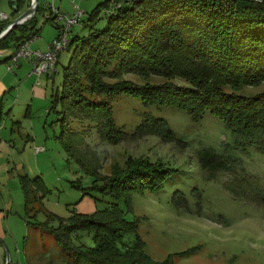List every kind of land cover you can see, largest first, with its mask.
I'll return each instance as SVG.
<instances>
[{
  "label": "rangeland",
  "instance_id": "1",
  "mask_svg": "<svg viewBox=\"0 0 264 264\" xmlns=\"http://www.w3.org/2000/svg\"><path fill=\"white\" fill-rule=\"evenodd\" d=\"M51 1L39 0L35 25L41 36L31 42V50H38L33 43L43 44L56 33L46 20ZM103 1H74L82 14L70 29L69 40L87 34L90 12ZM54 2L62 11L73 8L74 12V5L68 6L71 0ZM26 8L24 4L13 13L8 0L0 1V12L11 20ZM105 11L101 6L98 19H92L97 28L105 26ZM8 42L9 48L0 49L4 54L15 49L14 41ZM73 46L60 52L56 71L48 79L33 73L28 62L10 71L0 63V264L9 260L10 264H69L52 234L32 223L48 221L58 226L60 221L67 223L74 211L90 214L103 208L110 199L94 187L95 175L99 179L110 176L139 159L170 169L160 189L135 188L129 196L131 209L126 218L135 221L136 234L153 259H168L170 264H264V200L259 198L264 196L263 148L245 137L236 141L213 113L193 119L186 110L146 105L140 96L127 93L119 94L112 104L117 127L131 134L146 117H160L175 139L148 132L127 134L113 143L98 134L92 121L79 118L69 120V129L61 133L59 118L64 106L59 101L52 107V93L63 90V71ZM242 91L262 92L264 81ZM36 147L44 150L36 153ZM203 149L233 156L238 164L210 172L199 163ZM21 176L32 180L31 198L36 197L28 204V212ZM240 186L248 188L249 198L236 194L244 190ZM175 190L184 193L186 208L172 204ZM119 205L124 209L123 201ZM134 237L130 233L124 239L130 243ZM74 242L94 245L87 231H80Z\"/></svg>",
  "mask_w": 264,
  "mask_h": 264
},
{
  "label": "trees",
  "instance_id": "2",
  "mask_svg": "<svg viewBox=\"0 0 264 264\" xmlns=\"http://www.w3.org/2000/svg\"><path fill=\"white\" fill-rule=\"evenodd\" d=\"M24 4L25 0H18L12 12ZM101 6H111V10L102 17L105 26L97 28L92 19ZM35 16L13 27L0 40V47H7L10 39L17 46L23 38L36 35ZM89 20L87 34L70 39L68 46H74L64 67L63 90L52 93V107L59 101L64 106L59 118L61 133L69 129V120L79 118L92 121L98 134L113 143L127 134L148 132L175 139L160 117H146L131 134L117 127L112 104L119 94L127 93L140 96L146 105L186 110L193 119L213 113L236 141L245 137L264 152V91H242L264 81V0H104L90 12ZM11 21H0V33ZM199 163L215 172L238 161L203 149ZM169 173L161 163L128 162L110 176L99 179L95 175L94 187L110 199L103 208L90 214L74 211L67 223L60 221L58 226L48 221L32 224L52 234L69 264H170L145 251L135 221L126 218L131 209L130 192L145 187L158 190ZM20 179L28 212V204L36 200L31 198L32 180ZM241 187L240 192L233 189L249 198L248 188ZM259 198L264 200L262 194ZM119 201L124 202V209ZM171 202L177 208L187 207L180 190L172 193ZM80 231L91 233L93 246L74 242ZM130 233L135 237L129 243L124 238Z\"/></svg>",
  "mask_w": 264,
  "mask_h": 264
},
{
  "label": "built area",
  "instance_id": "3",
  "mask_svg": "<svg viewBox=\"0 0 264 264\" xmlns=\"http://www.w3.org/2000/svg\"><path fill=\"white\" fill-rule=\"evenodd\" d=\"M1 1V0H0ZM26 7L34 6L35 0H25ZM75 0H71L74 5V12L71 15H65L61 13L57 8L53 7V0L51 4L48 2L49 11L46 15V19H50L54 23H60L58 29V35L51 40L48 44L47 49L42 50H31L30 44L36 38V35L30 38H23L15 49L13 53L10 54L8 61L6 63L7 70H12L14 66L19 64L21 59H29L32 64V72L37 76L45 74L52 75L56 71L57 59L60 52L68 48L70 40L68 39V33L71 27L78 22V18L81 16L82 11L77 5L74 4ZM113 2V1H111ZM114 5V3L112 4ZM111 6L106 9V12H110ZM35 13H31L27 20L33 18ZM8 19L6 13L0 12V21ZM25 22V21H24ZM43 147H36L35 152L43 151Z\"/></svg>",
  "mask_w": 264,
  "mask_h": 264
},
{
  "label": "crops",
  "instance_id": "4",
  "mask_svg": "<svg viewBox=\"0 0 264 264\" xmlns=\"http://www.w3.org/2000/svg\"><path fill=\"white\" fill-rule=\"evenodd\" d=\"M9 4V3H8ZM54 5H55V8H57L61 13H63V14H65V15H71V14H73L72 12H73V8H72V10L71 11H69V10H64V11H62L61 9H62V6L58 3V4H56V2H54L53 3ZM68 6L71 8L72 6H73V4L70 2L69 4H68ZM11 8V7H10ZM7 20H11V19H9V17H8V19H6V21ZM49 21H51V20H49ZM51 23L55 26V28H56V33H55V35L53 36V37H51L49 40H47L45 43H43V44H38V45H35L34 46V44L35 43H33V49H38V50H42V51H44V50H46L47 49V46H48V44L51 42V40H53L57 35H58V32H59V29H58V27H59V25H60V23H54L53 21H51ZM71 31V30H70ZM40 36H41V31L39 30L38 31V33L36 34V39H39L40 38ZM5 48V47H4ZM6 48H9V46H7ZM14 48H15V45H14ZM0 49H3L2 47H0ZM11 54V53H10ZM10 54H4L3 53V50H0V63H7V61H8V58H9V56H10ZM60 55V54H59ZM58 58H59V56H58ZM23 62H28L29 64H30V66H31V62H30V60L29 59H21L20 61H19V66H21L22 65V63ZM57 63H58V59H57ZM30 75V74H29ZM53 75V74H52ZM52 75H45V77H46V79H48V78H50V77H52ZM37 84H39V81H37ZM4 91V90H3ZM36 153H39V152H36ZM0 216H2V214H0ZM1 250V249H0ZM1 254V253H0ZM8 264H10V260H9V262H8Z\"/></svg>",
  "mask_w": 264,
  "mask_h": 264
},
{
  "label": "water",
  "instance_id": "5",
  "mask_svg": "<svg viewBox=\"0 0 264 264\" xmlns=\"http://www.w3.org/2000/svg\"><path fill=\"white\" fill-rule=\"evenodd\" d=\"M17 2L18 0H8L11 9L17 8ZM38 6H39V0H35L34 6L27 7L26 10L21 15H19L17 18L12 20L9 23V25L0 33V40L4 39L8 35V33L12 30L13 27L26 21L31 13H36Z\"/></svg>",
  "mask_w": 264,
  "mask_h": 264
}]
</instances>
